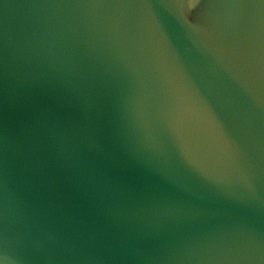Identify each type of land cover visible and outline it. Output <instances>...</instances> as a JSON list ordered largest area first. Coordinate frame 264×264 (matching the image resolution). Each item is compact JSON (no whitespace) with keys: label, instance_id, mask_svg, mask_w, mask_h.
Masks as SVG:
<instances>
[{"label":"water","instance_id":"1","mask_svg":"<svg viewBox=\"0 0 264 264\" xmlns=\"http://www.w3.org/2000/svg\"><path fill=\"white\" fill-rule=\"evenodd\" d=\"M0 264H264V0H0Z\"/></svg>","mask_w":264,"mask_h":264}]
</instances>
